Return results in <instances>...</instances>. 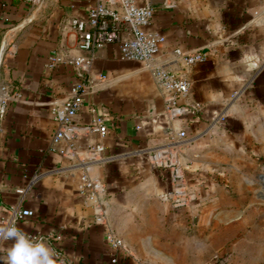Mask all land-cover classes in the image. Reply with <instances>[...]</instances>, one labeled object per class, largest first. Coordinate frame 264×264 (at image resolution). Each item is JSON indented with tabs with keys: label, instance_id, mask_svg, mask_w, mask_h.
Listing matches in <instances>:
<instances>
[{
	"label": "crops",
	"instance_id": "crops-1",
	"mask_svg": "<svg viewBox=\"0 0 264 264\" xmlns=\"http://www.w3.org/2000/svg\"><path fill=\"white\" fill-rule=\"evenodd\" d=\"M148 1L150 28L165 37L154 64L191 82L174 120L152 67L123 58L118 43L98 50L79 76L73 61L86 52L71 20L86 18L95 0H0V219L32 209L17 225L52 248L56 264H264V0ZM175 48L206 59L187 65ZM80 81L91 88L76 122L106 118L104 136L78 144L105 147L88 172L107 185L108 225L93 223L79 190L82 162L52 145V107ZM170 142L199 194L179 209L161 198L168 172L149 159ZM108 229L128 254L110 246Z\"/></svg>",
	"mask_w": 264,
	"mask_h": 264
},
{
	"label": "built area",
	"instance_id": "built-area-1",
	"mask_svg": "<svg viewBox=\"0 0 264 264\" xmlns=\"http://www.w3.org/2000/svg\"><path fill=\"white\" fill-rule=\"evenodd\" d=\"M173 2L164 1L165 6H172ZM154 18V8L148 0H95L89 6L86 18L75 17L71 20L73 29L77 32L78 48L85 55L75 58L73 63L80 77L85 78L95 60L96 52L106 45L118 43L122 57L127 60L145 63L152 67L153 75L165 94V115L174 120L183 115L184 109L178 104V98L185 96L191 89L188 78L180 76L164 67L163 64H154L165 37L151 30ZM16 50L10 48L7 53L14 55ZM173 54L181 58L187 65H193L206 59L203 51L188 52L175 48ZM91 88L86 81H80L73 87L72 94L55 103L52 112L57 127L52 136L53 147L65 158L83 164L80 175L79 190L91 200L93 209V223L108 225L109 223V195L104 181L92 177L89 172V163L98 160L104 152L101 143L89 144L80 147L78 142L94 133L104 136L107 133L106 118L103 114H96L91 122L81 124L75 117L82 104V97ZM5 110V101L0 106V113ZM178 136L183 138L187 132L182 130ZM150 163L154 168L168 172L169 187L161 194V198L171 208L179 209L191 206L197 201L199 194L188 182L186 170L182 162L180 145L170 142L155 148L149 155ZM34 211L30 208L16 207L6 211V216L0 219L4 224L14 220L30 218ZM110 246L128 254L129 248L110 229L106 232ZM117 258L112 259L116 263Z\"/></svg>",
	"mask_w": 264,
	"mask_h": 264
},
{
	"label": "clouds",
	"instance_id": "clouds-1",
	"mask_svg": "<svg viewBox=\"0 0 264 264\" xmlns=\"http://www.w3.org/2000/svg\"><path fill=\"white\" fill-rule=\"evenodd\" d=\"M0 264H56L55 252L43 241L30 237L14 220L0 224Z\"/></svg>",
	"mask_w": 264,
	"mask_h": 264
}]
</instances>
